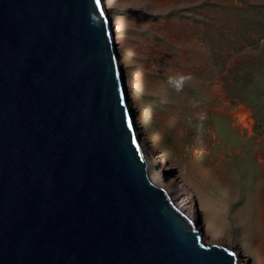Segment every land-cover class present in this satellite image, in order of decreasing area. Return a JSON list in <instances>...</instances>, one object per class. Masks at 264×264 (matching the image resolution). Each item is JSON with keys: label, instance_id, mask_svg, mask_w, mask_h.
Here are the masks:
<instances>
[{"label": "water", "instance_id": "1", "mask_svg": "<svg viewBox=\"0 0 264 264\" xmlns=\"http://www.w3.org/2000/svg\"><path fill=\"white\" fill-rule=\"evenodd\" d=\"M0 264H239L150 176L104 0H0Z\"/></svg>", "mask_w": 264, "mask_h": 264}, {"label": "rangeland", "instance_id": "2", "mask_svg": "<svg viewBox=\"0 0 264 264\" xmlns=\"http://www.w3.org/2000/svg\"><path fill=\"white\" fill-rule=\"evenodd\" d=\"M104 2L150 176L190 188L206 242L264 264V0Z\"/></svg>", "mask_w": 264, "mask_h": 264}, {"label": "bare ground", "instance_id": "3", "mask_svg": "<svg viewBox=\"0 0 264 264\" xmlns=\"http://www.w3.org/2000/svg\"><path fill=\"white\" fill-rule=\"evenodd\" d=\"M242 120L244 123H247L245 117H242ZM167 191L172 196L174 201L178 204V206L187 215H189L192 219H194L196 221L198 210L193 206V204H189L193 200L192 192H191L190 188L185 184H182V185L179 184V185H177L176 188H174L170 191L167 189ZM210 231H211V234H214V236H216V237L218 236L217 233L212 228H210Z\"/></svg>", "mask_w": 264, "mask_h": 264}, {"label": "clouds", "instance_id": "4", "mask_svg": "<svg viewBox=\"0 0 264 264\" xmlns=\"http://www.w3.org/2000/svg\"><path fill=\"white\" fill-rule=\"evenodd\" d=\"M187 77L184 75H179L178 79L175 77H169V82L170 83H174L177 88L180 87V85L182 84V82L186 79Z\"/></svg>", "mask_w": 264, "mask_h": 264}]
</instances>
